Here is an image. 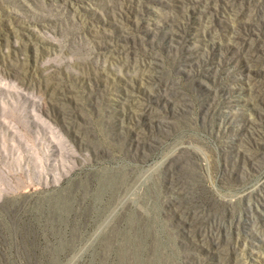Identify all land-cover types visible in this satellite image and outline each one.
I'll list each match as a JSON object with an SVG mask.
<instances>
[{
	"label": "rangeland",
	"instance_id": "374dc122",
	"mask_svg": "<svg viewBox=\"0 0 264 264\" xmlns=\"http://www.w3.org/2000/svg\"><path fill=\"white\" fill-rule=\"evenodd\" d=\"M59 1L0 0V264H240L235 249L245 239L253 248L245 264H264V210L257 203L253 210L245 198L264 182V92L256 99L249 89L264 86V63H248L237 43L205 35L202 0H149L129 13L125 36L103 0ZM186 8L187 21L168 19ZM81 19L129 39L134 50L151 47L166 64L176 56L171 67L194 99L191 109L180 111L149 93L143 98L161 105L170 120L192 118L185 134L199 155L194 167L209 201L219 204L197 228L169 206L163 158L179 141L174 122L160 124L132 115L120 102L108 108L102 97H91L104 82L78 61L89 56L96 62L103 54L89 50L90 32L77 26ZM263 25L249 23L239 39L261 38ZM114 66L110 80L132 87L127 70ZM222 72L240 73V97L216 90ZM65 77L71 96L56 97L55 84ZM203 99L227 110L207 113ZM152 132L157 138L147 140ZM230 135L234 146L226 141Z\"/></svg>",
	"mask_w": 264,
	"mask_h": 264
},
{
	"label": "bare ground",
	"instance_id": "6f19581e",
	"mask_svg": "<svg viewBox=\"0 0 264 264\" xmlns=\"http://www.w3.org/2000/svg\"><path fill=\"white\" fill-rule=\"evenodd\" d=\"M188 1H190V0H188ZM193 1L194 0H191L190 2H193ZM202 1H203V3L201 4V6L199 8L202 11V13L205 12V14L207 16L206 23L202 24V29L204 30L205 35H207L209 37H218L221 40H224L226 42L228 41V43H235V44L237 43L238 44V47H237L238 52H240V55H244V57L247 59L248 63H251V64L264 63V35H261L262 37L259 39H251L248 41H241L239 39L240 36L243 35L244 27H247V25H249V23H257L258 25L259 24L261 25V23L264 22V0H238L234 3L224 2L222 0H202ZM52 2H53V0H52ZM103 2H104V6L107 7V9L111 10L113 12L115 18L117 19L118 27L120 28L121 32L123 33V34L121 33L120 35L125 36V32H127L128 28L130 27V23L128 22L129 13L138 10L139 7L144 9V6H146L148 4L149 0H103ZM57 3H58V1H57ZM60 3H62V1ZM168 4H170V3H168ZM60 6L61 5H59L58 7H60ZM61 7H63V6H61ZM51 8H52V6H51ZM80 8H81V6H80ZM54 11H55V9H54ZM54 11H53V13H54ZM59 11H61V10H59ZM190 12H191V10L189 8L182 9V10L178 11L177 13L170 14L168 19L170 21L184 20L190 14ZM184 21H187V20L185 19ZM72 24H73V22H72ZM77 24H79V25H77L78 27L85 28V29L89 30V32H90V37H91L92 43L89 46V50L91 52L92 51H98V52H101L103 54L102 59L101 60L96 59V60H98L96 62L93 60L94 58L92 59L89 56L84 57L83 59L78 61V64L81 66L82 69H84V70L85 69H88V70L92 69L93 71L92 72L89 71V73H92L97 78L102 79L104 82V85L99 83V84H101L100 87L91 91V95H92L91 97H97V98L102 97L106 101L108 108L113 107V104H116V102H120L124 106V108H126L129 112L132 113V115L143 116V117L155 120V121L159 122L160 124L167 125L171 121L174 122L172 124V126H174L172 131H174V133H178V136H180L179 141H178V144L175 147V149L172 151V153L168 157L163 158V159H165L164 166H163L164 167V174L167 177L168 183H169L168 184V192H169V196H170L169 206H171L172 209L179 211L180 215L184 218V220H185L184 222L187 226L192 227V228H197V226H199V224H201L206 219V217L209 215V212H211L215 207H217L218 203L217 204L215 203L217 200L215 202L213 201V203L209 201V198L207 196V193L209 191L207 192L206 188L204 187V184L202 182V175L197 170L198 167L197 168L194 167L196 165L198 166L197 158L199 155H198V152H196L193 149L192 138L188 137L185 134V130L187 129L188 126H191L190 124H191V122H193L191 120L192 118L184 115L183 117L178 118V120H176V121L170 120L169 112H167L163 107H161V105H155L153 103H150V101L147 102L146 99L143 98V94L149 93L150 98H153V100H155L157 102L164 101L165 104H168L171 101L173 103V105L177 106L178 109H180V111L191 109V106L194 104V99L184 89V86H183L184 83L182 84V82L179 78L180 75L177 74L175 68L171 67V64H173L175 59H177L176 56L172 59H169L167 61L169 63L166 64L165 63L166 61L163 60V58L160 56V54H158V52L155 51L154 49H152L151 47L137 51V50L133 49V47L131 46V42L128 41L129 39L128 40L122 39L120 37V35L119 36L116 34L113 35L112 34L113 32L108 33L107 31L96 29L90 25H87V23L85 25L84 19H81L79 21V23H77ZM22 26H23V24H22ZM68 27H69V29H71L70 26H68ZM72 29H73V27H72ZM76 29H77V27H76ZM67 30H66V32H68ZM193 32L199 33V26H193L192 33ZM82 34H84V33H82ZM67 35H69V34H67ZM12 36H14V35H12ZM73 37H71V38H73ZM84 39H85V37H84ZM75 44H77V43H75ZM84 48H86V47L84 46ZM77 49L81 50V48H77ZM184 51H186V49ZM135 55H137V56H135ZM94 56H96V55H94ZM99 57H100V55H99ZM31 59H33V58H31ZM238 59H236V60H238ZM175 62H177V61H175ZM23 63H25V62H22V64ZM116 63H119L122 68L127 70V77H130L132 80H134L132 87L131 86L125 87L124 81L118 79L117 77H114L113 80H110L111 77L109 78V75H112L115 72L116 69H115L114 64H116ZM173 66H176V65L173 64ZM178 67H180V66H178ZM54 68H55V66H54ZM180 68H182V67H180ZM53 71H52V73H53ZM38 72H39V70H38ZM116 75H118V74H116ZM51 77H52V75H51ZM239 77H240V73H238V74H233V73H229V72L220 73L216 78V88H217L216 90L219 92V94H221L222 96H225V97H228L229 95H236L235 98L240 97L241 95L238 93V91L235 90V87L240 86V88H244L245 86L243 84H241V80L239 79ZM137 81H139V82H137ZM149 81L154 85L148 84L147 82H149ZM70 82H71L70 78H66V79L62 78L61 82H56V84L54 83L55 87H54L53 95H55L56 97H60V98H62V96H68V95L71 96L70 93H71V91H72L71 89H73V87L70 84ZM249 89H250V93L253 96H255L256 99H258V96L261 95L262 92H264V86L262 84H258V83L254 84L253 86H250ZM228 100L229 99H226L227 102H228ZM259 100H257V101H259ZM196 103H197V101H196ZM189 107H190V109H188ZM201 109L207 113L213 114L214 116H216L218 113H224V111L227 110L226 106L223 107V105H220L219 101H215L212 99H206V100L203 99V101L201 103ZM68 110H70V109H68ZM196 111L198 112V110H196ZM194 113H195V111H194ZM187 114H188V112H187ZM204 117H206V116H204ZM261 123H263V122H261ZM260 129H262V128L260 127ZM137 135L140 136V134H138V133H137ZM232 136L230 135L226 139L227 143L230 145H233L235 143L234 137H232ZM145 138L147 140H153L154 138H157V134L153 133V132L149 133V134L147 133ZM165 150H167V149H165ZM250 150H252V149H250ZM259 153H260V151H259ZM251 156H253V155H251ZM129 166H130V163H129ZM110 174H112V173H110ZM132 174H133V172H132ZM77 182H78V180H77ZM262 182H263V180H262ZM262 182L254 190L250 189L251 191H249V192L246 190L248 193L245 196V198L248 202L251 203V208H253V210L255 207L252 204H254V203H257L259 209L261 208L262 210H264V182L263 183ZM244 188H246V186ZM208 190H210V189H208ZM109 192L110 191H108V193ZM85 193H87V192H85ZM104 195H106V194H104ZM252 198L255 199V202L253 201V203H252ZM86 199L87 198H85V200ZM242 202H243V200H242ZM2 205L4 206L5 204L2 203ZM91 210H90V212H91ZM94 212H95V210H94ZM228 213H230V212H228ZM231 215H233V214H231ZM85 217H86V215H85ZM239 218H240V216H239ZM89 219H90V217H89ZM239 221L240 220H238V222ZM257 226H259V225H257ZM239 241H241V239H239ZM235 250H236V256L240 260V264H245V262L248 263L249 253L251 252L250 250H253V248L250 246L248 241L245 239V242H243V241H242V243L238 242Z\"/></svg>",
	"mask_w": 264,
	"mask_h": 264
}]
</instances>
